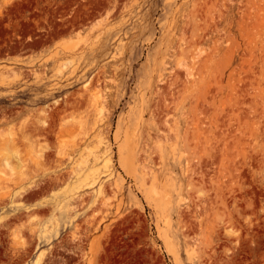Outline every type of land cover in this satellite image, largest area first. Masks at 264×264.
<instances>
[{"label":"rangeland","instance_id":"obj_1","mask_svg":"<svg viewBox=\"0 0 264 264\" xmlns=\"http://www.w3.org/2000/svg\"><path fill=\"white\" fill-rule=\"evenodd\" d=\"M0 148V264H264V0H0Z\"/></svg>","mask_w":264,"mask_h":264},{"label":"bare ground","instance_id":"obj_2","mask_svg":"<svg viewBox=\"0 0 264 264\" xmlns=\"http://www.w3.org/2000/svg\"><path fill=\"white\" fill-rule=\"evenodd\" d=\"M92 93V92H91ZM84 94H87L86 92L84 93ZM90 94V93H89ZM91 95V94H90ZM89 96V95H88ZM91 98V97H90ZM97 100V99H96ZM101 101V100H100ZM57 102H59V101H57ZM59 106V105H58ZM92 107V106H91ZM59 109V108H58ZM60 118V117H59ZM34 122V121H33ZM36 123V122H35ZM43 125H44V131L45 130H47L48 128H49V124L45 121V122H43L42 123ZM35 126H36V124H35ZM47 127V128H46ZM33 128V127H32ZM33 130V129H32ZM47 132V131H46ZM49 132V131H48ZM87 132V131H86ZM87 134V133H86ZM81 139V138H80ZM97 145V144H96ZM13 146V145H12ZM66 148V147H65ZM95 148V147H94ZM93 148V149H94ZM98 148H99V146H98ZM96 149H97V146H96ZM59 150V149H58ZM64 150V149H63ZM63 150H59L58 152H57V155H59V156H61V157H66V156H68V154H70V153H68L67 151H63ZM73 150V149H72ZM13 151H15V150H13ZM87 151H90V149H87ZM91 151H92V148H91ZM95 152V151H94ZM17 152H9L8 151V153H5V152H2V150H1V148H0V190L2 191V186L3 185H5V182H7L8 180H9V178L11 179L12 178V176L14 175H17V174H19V172L20 173H22L21 171H17V172H15V170H21L22 169V164H21V161H20V159H19V156H18V154H16ZM87 154H88V152H86ZM84 154V153H83ZM93 154V153H92ZM43 156H45V155H43V153H41V154H39L38 153V156H36L35 158H36V160L35 161H37L39 164L41 163V158L43 157ZM70 156V155H69ZM87 156V155H86ZM91 156H93V155H91ZM85 157V156H84ZM95 157V156H94ZM88 158V157H87ZM13 159H16L17 160V165H15L14 166V163H13ZM89 159V158H88ZM33 161H34V159H33ZM83 161H85V160H83ZM88 160H86V162H87ZM82 162V161H81ZM88 163V162H87ZM78 164H80V162L78 163ZM42 165V164H41ZM85 165V164H84ZM81 166V165H80ZM83 166V165H82ZM81 166V167H82ZM79 167V166H78ZM84 168V167H83ZM9 170H10V174H9ZM81 170H83V169H81ZM78 172V171H77ZM80 173V172H79ZM78 174V173H77ZM87 174V173H86ZM10 175V176H9ZM19 175H21V174H19ZM78 175H80V174H78ZM83 175H85V174H83ZM18 176V175H17ZM22 176V175H21ZM7 177H9V178H7ZM16 177V176H15ZM85 177V176H84ZM90 176H89V174L88 175H86V179L85 180H87L88 178H89ZM17 178V177H16ZM83 179V178H82ZM15 180V179H14ZM24 180H25V178H24ZM85 180L83 181L82 180V182H85ZM96 178H91V180H90V182L88 183L87 181H86V183H88V184H85V186H89V187H91L90 185H93V184H95V183H97L96 182ZM18 181H20L19 179H18ZM79 181H80V179H79ZM13 183H14V181H13ZM34 183V182H33ZM77 183V182H76ZM20 184V183H19ZM52 184L51 183H47L46 184V186H44V187H39V185L37 186V191H34V192H32L30 195H34V194H36V193H38V191L40 190V192L41 191H45V189H47V187L48 188H50L49 186H51ZM76 185V184H75ZM82 185V184H81ZM81 185H79V187H81ZM7 188V187H6ZM100 188H102V185H100ZM12 189V188H11ZM4 193H6V194H4ZM101 194V193H100ZM4 196V195H7V192H2L1 194H0V197L1 196ZM29 195V196H30ZM28 196V197H29ZM5 197V196H4ZM4 197H1V198H4ZM5 201V200H4Z\"/></svg>","mask_w":264,"mask_h":264}]
</instances>
